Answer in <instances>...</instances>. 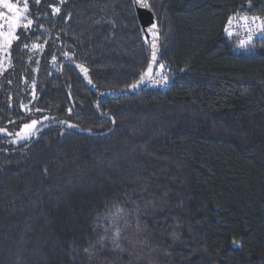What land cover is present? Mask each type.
Wrapping results in <instances>:
<instances>
[{
    "label": "trees",
    "instance_id": "obj_1",
    "mask_svg": "<svg viewBox=\"0 0 264 264\" xmlns=\"http://www.w3.org/2000/svg\"><path fill=\"white\" fill-rule=\"evenodd\" d=\"M27 3L21 23H32L0 63V128L66 119L108 130L96 95L60 65L85 66L97 90L139 80L149 47L134 0ZM148 3L164 88L99 102L115 122L101 136H0V264H85L114 208L155 201L146 223L174 235L169 264H264V37L244 51L223 33L238 10L264 19V0Z\"/></svg>",
    "mask_w": 264,
    "mask_h": 264
},
{
    "label": "rangeland",
    "instance_id": "obj_2",
    "mask_svg": "<svg viewBox=\"0 0 264 264\" xmlns=\"http://www.w3.org/2000/svg\"><path fill=\"white\" fill-rule=\"evenodd\" d=\"M52 1V0H51ZM59 1V0H58ZM13 3H17L12 0ZM49 5L52 3H48ZM23 8V3L19 4ZM0 11L6 12V9L0 8ZM247 16L259 17L248 13V9H241L232 14L233 23L230 26L232 35H228L224 31V35L237 39L238 49L244 51L251 50L254 39L264 37V31L260 30L259 21L249 23L247 28L241 27L243 23L238 22L235 17ZM229 17V18H230ZM229 18L226 27H229ZM260 18V17H259ZM263 19V18H261ZM5 34L8 32L7 27L0 30ZM16 32L14 33V35ZM251 37V39H249ZM5 36H0V63L3 59V50L8 46L5 43ZM245 41V45L241 46V41ZM159 63L152 77V81L148 83L150 88H164L169 81L167 70ZM2 66V65H1ZM29 121L21 124L12 132L11 142H22L27 140L34 131L40 127L42 121H37L34 128L24 131V125L31 124ZM160 202H150L143 204H130L128 206H119L114 208L112 212L104 218L96 239L91 247L86 249L83 256L85 264H169L171 254L165 245L166 240L173 239V234H165L157 232L149 224L146 223L148 214L155 212L160 208ZM145 219V220H144Z\"/></svg>",
    "mask_w": 264,
    "mask_h": 264
},
{
    "label": "water",
    "instance_id": "obj_3",
    "mask_svg": "<svg viewBox=\"0 0 264 264\" xmlns=\"http://www.w3.org/2000/svg\"><path fill=\"white\" fill-rule=\"evenodd\" d=\"M134 6H135V10H136V14H137L140 26L142 28V31L144 33L145 39H146L148 47H149L148 64L149 63L152 64V75H151V77L150 78L145 77L142 81L140 78L139 80L135 81L134 83H132L126 87L120 88V89L97 90L93 86V84L90 83L89 75H88L87 71L86 72L84 71V69H86L85 66H83L79 63L73 62V61H68V60L63 61L60 66H62V65L71 66L76 71V73L79 75V77L81 78L83 83L86 85V87L96 95L97 98H96V101L93 105V109H94V111H96L98 113V115L100 117H105V118L110 119L111 120V127L106 131L94 132V131L83 129V128L79 127L78 125L70 122L69 120L59 119V120H52V121H49V122L42 124L35 131L36 133L43 131L45 129L51 128V127H60L62 129L68 130V131L81 133V134H85L88 136H101V135L107 134L114 128L115 122L109 114H102L99 112V110H98L99 102L107 101V100H118V99L129 97L131 95L136 94L138 91H140L141 89L145 88L148 85L150 79L153 77V74H154L158 64L160 63V34H159V29H158V25L156 22V18L153 15V13L148 8L141 7L139 4L135 3V0H134ZM152 24L157 25V31H158V36L155 40V42L157 44V57H156L155 62L152 61V51H153L152 43H153V39H154L152 32L150 31ZM148 64H147L144 72L147 71ZM133 84H136L138 86L135 88H132L131 85H133ZM0 129L3 130V131H0V136H3V137H11L12 136V132L7 130L6 128H0Z\"/></svg>",
    "mask_w": 264,
    "mask_h": 264
},
{
    "label": "snow or ice",
    "instance_id": "obj_4",
    "mask_svg": "<svg viewBox=\"0 0 264 264\" xmlns=\"http://www.w3.org/2000/svg\"><path fill=\"white\" fill-rule=\"evenodd\" d=\"M36 2L38 3L39 0H36ZM135 3L139 4L141 7H145L148 8L150 7V4L148 3V0H135ZM0 8L6 9L7 11H0V30L4 29L5 27H7L8 32L5 34L3 31H0V36H5V43L8 44L11 42L12 39H16L17 37L14 35V33L16 32V30L20 27H28L31 25L32 21L28 20L27 24H22L21 22L25 19V14L29 11V5L27 3V0H24L23 2V8H21L19 6L18 3H13L12 0H0ZM60 9L54 8V12H59ZM233 17L229 18V27L225 28V32L228 35H232V32L230 31V26L233 23ZM235 19L238 22H243L240 26L247 28L249 23H256V21H259V27L261 31H264V19H261L259 17H247V16H239V14L236 15ZM150 31L152 32L153 35V43H152V61L155 62L156 61V57H157V44L155 42L157 36H158V31H157V25L152 24ZM249 39H251V37H249ZM245 41H241V46L243 47L245 45ZM33 47H36L35 45ZM161 68L164 67V65H160ZM84 71L86 72L87 70L84 69ZM152 75V64L149 63L148 64V68L147 71L144 72L141 76V81L145 78V77H151ZM138 85L133 84L131 85L132 88L137 87ZM37 124V121H32L31 124H26L24 125V131L27 132L29 129H32L35 127V125ZM0 131H3L2 129H0ZM235 242V241H234Z\"/></svg>",
    "mask_w": 264,
    "mask_h": 264
},
{
    "label": "built area",
    "instance_id": "obj_5",
    "mask_svg": "<svg viewBox=\"0 0 264 264\" xmlns=\"http://www.w3.org/2000/svg\"><path fill=\"white\" fill-rule=\"evenodd\" d=\"M224 31H225V29H224ZM224 33V32H223ZM152 81V78L150 79V81L149 82H151Z\"/></svg>",
    "mask_w": 264,
    "mask_h": 264
}]
</instances>
